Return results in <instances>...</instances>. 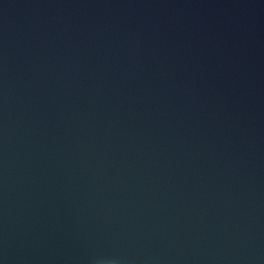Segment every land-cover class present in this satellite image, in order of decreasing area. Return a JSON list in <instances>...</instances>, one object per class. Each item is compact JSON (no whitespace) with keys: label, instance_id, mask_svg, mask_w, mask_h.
I'll list each match as a JSON object with an SVG mask.
<instances>
[{"label":"water","instance_id":"95a60500","mask_svg":"<svg viewBox=\"0 0 264 264\" xmlns=\"http://www.w3.org/2000/svg\"><path fill=\"white\" fill-rule=\"evenodd\" d=\"M0 264H264V0H0Z\"/></svg>","mask_w":264,"mask_h":264}]
</instances>
